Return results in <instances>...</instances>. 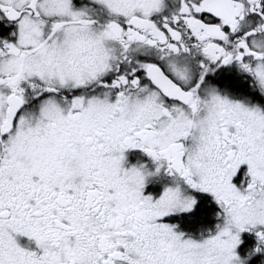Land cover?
<instances>
[{
	"label": "snow or ice",
	"instance_id": "6c2138e0",
	"mask_svg": "<svg viewBox=\"0 0 264 264\" xmlns=\"http://www.w3.org/2000/svg\"><path fill=\"white\" fill-rule=\"evenodd\" d=\"M0 264H264V0H0Z\"/></svg>",
	"mask_w": 264,
	"mask_h": 264
}]
</instances>
